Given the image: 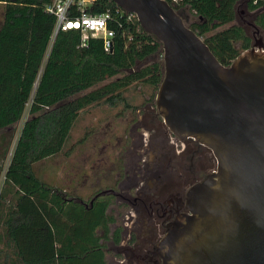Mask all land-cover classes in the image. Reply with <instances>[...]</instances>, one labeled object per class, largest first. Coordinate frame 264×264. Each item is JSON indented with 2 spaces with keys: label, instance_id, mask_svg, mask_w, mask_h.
<instances>
[{
  "label": "trees",
  "instance_id": "16d2710c",
  "mask_svg": "<svg viewBox=\"0 0 264 264\" xmlns=\"http://www.w3.org/2000/svg\"><path fill=\"white\" fill-rule=\"evenodd\" d=\"M165 1L177 14L188 10L196 21L184 24L223 66L250 48L249 34L235 24L242 0ZM50 3L0 0V264H104L95 236L98 216L84 223L82 208L73 207L71 218V205L56 194L64 190L41 180L36 165L62 151L80 112L128 107L131 87L149 89L154 97L163 76L161 44L110 0H98L87 10L110 13L114 36L108 52L98 39L81 47L73 30L59 32L51 44ZM244 3L264 37V0Z\"/></svg>",
  "mask_w": 264,
  "mask_h": 264
},
{
  "label": "water",
  "instance_id": "95a60500",
  "mask_svg": "<svg viewBox=\"0 0 264 264\" xmlns=\"http://www.w3.org/2000/svg\"><path fill=\"white\" fill-rule=\"evenodd\" d=\"M110 1L161 44L155 103L165 125L217 161L161 243L166 264H264L263 42L223 66L165 0Z\"/></svg>",
  "mask_w": 264,
  "mask_h": 264
},
{
  "label": "flooded vegetation",
  "instance_id": "af4514ba",
  "mask_svg": "<svg viewBox=\"0 0 264 264\" xmlns=\"http://www.w3.org/2000/svg\"><path fill=\"white\" fill-rule=\"evenodd\" d=\"M252 18L245 23L254 29ZM255 34L251 43L259 42ZM155 97L145 95L136 106H121L129 117L119 151L99 163L102 168L73 175L68 190L56 192L71 205V218L73 207L82 208L84 223L98 216L95 236L104 264H166L160 246L172 225L190 215L188 192L217 171L208 147L168 129Z\"/></svg>",
  "mask_w": 264,
  "mask_h": 264
},
{
  "label": "rangeland",
  "instance_id": "374dc122",
  "mask_svg": "<svg viewBox=\"0 0 264 264\" xmlns=\"http://www.w3.org/2000/svg\"><path fill=\"white\" fill-rule=\"evenodd\" d=\"M178 14L186 25L196 21L187 9L180 10ZM251 18L252 14L246 13L243 3L239 4L235 24L243 27L250 37L255 34L254 29L250 28L245 22L250 23ZM255 39L264 41V37L260 34H255ZM150 60L152 59H147L141 65L148 64ZM151 94H153L152 91L141 87H131L126 92L127 99L133 106L140 104L145 95L151 96ZM122 112L121 106L115 108L107 106L92 107L80 112L73 123L62 151L58 155L36 165V171L40 179L54 188L66 191L69 187V180L73 175L78 177L91 175L93 169L102 168L103 166L101 167L99 163H107V160H110L108 158H111L112 154L120 149L121 143L118 145V139L123 136L125 123L127 122L126 118L129 117V112ZM131 114L134 116V112ZM27 118L28 113L26 110L20 122L15 126L11 149H13L20 129ZM7 165L8 160L4 163V169ZM2 180L3 176L0 178V186Z\"/></svg>",
  "mask_w": 264,
  "mask_h": 264
},
{
  "label": "built area",
  "instance_id": "2783aa9c",
  "mask_svg": "<svg viewBox=\"0 0 264 264\" xmlns=\"http://www.w3.org/2000/svg\"><path fill=\"white\" fill-rule=\"evenodd\" d=\"M96 1L98 0H51L46 7V12L55 18L50 43L52 44L59 32L73 30L80 34L81 47H86L90 39H98L101 40L104 50L108 52L114 36V32L108 27L112 17L109 12L89 15L87 10ZM120 11L124 12L121 9ZM126 14L128 18L135 16L131 13Z\"/></svg>",
  "mask_w": 264,
  "mask_h": 264
}]
</instances>
